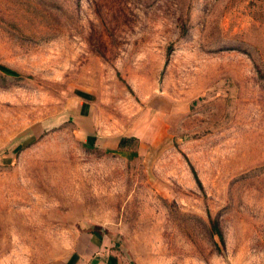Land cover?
<instances>
[{
    "label": "rangeland",
    "instance_id": "rangeland-1",
    "mask_svg": "<svg viewBox=\"0 0 264 264\" xmlns=\"http://www.w3.org/2000/svg\"><path fill=\"white\" fill-rule=\"evenodd\" d=\"M79 221L139 264H264V0H0V264Z\"/></svg>",
    "mask_w": 264,
    "mask_h": 264
},
{
    "label": "crops",
    "instance_id": "crops-1",
    "mask_svg": "<svg viewBox=\"0 0 264 264\" xmlns=\"http://www.w3.org/2000/svg\"><path fill=\"white\" fill-rule=\"evenodd\" d=\"M79 223L62 257L44 264H139L122 251L119 240L108 237L102 227L96 231L89 229L90 224Z\"/></svg>",
    "mask_w": 264,
    "mask_h": 264
},
{
    "label": "trees",
    "instance_id": "trees-1",
    "mask_svg": "<svg viewBox=\"0 0 264 264\" xmlns=\"http://www.w3.org/2000/svg\"><path fill=\"white\" fill-rule=\"evenodd\" d=\"M128 141L129 140H127V137H121V139L119 141V144L121 146H124ZM99 228L101 229V227H98V226H96V227H89V229L96 230V231L99 230Z\"/></svg>",
    "mask_w": 264,
    "mask_h": 264
}]
</instances>
